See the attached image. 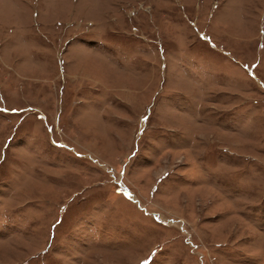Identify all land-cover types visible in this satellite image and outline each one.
<instances>
[{
	"label": "rangeland",
	"instance_id": "obj_1",
	"mask_svg": "<svg viewBox=\"0 0 264 264\" xmlns=\"http://www.w3.org/2000/svg\"><path fill=\"white\" fill-rule=\"evenodd\" d=\"M0 264H264V0H0Z\"/></svg>",
	"mask_w": 264,
	"mask_h": 264
}]
</instances>
